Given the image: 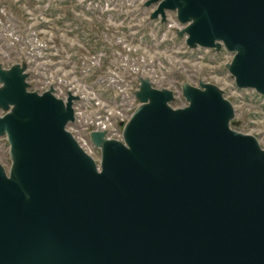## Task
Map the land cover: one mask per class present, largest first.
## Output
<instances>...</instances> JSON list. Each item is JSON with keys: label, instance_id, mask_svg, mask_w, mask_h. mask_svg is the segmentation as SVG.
Segmentation results:
<instances>
[{"label": "water", "instance_id": "water-1", "mask_svg": "<svg viewBox=\"0 0 264 264\" xmlns=\"http://www.w3.org/2000/svg\"><path fill=\"white\" fill-rule=\"evenodd\" d=\"M174 12L190 48L225 47L235 84L264 95V0H146ZM26 63L0 62V264H264V147L241 131L212 82L174 89L141 77L122 138L68 128V91L30 88Z\"/></svg>", "mask_w": 264, "mask_h": 264}, {"label": "rangeland", "instance_id": "rangeland-1", "mask_svg": "<svg viewBox=\"0 0 264 264\" xmlns=\"http://www.w3.org/2000/svg\"><path fill=\"white\" fill-rule=\"evenodd\" d=\"M145 1L0 0V62L4 67L26 63L33 90L54 86L59 97L66 98L69 90L79 95L68 128L96 159L101 150L91 131L122 138L140 104L134 91L145 76L155 86L177 88L175 106L185 102L180 100L183 82L217 84L234 104L240 121L235 128L256 135L264 147V97L252 89L234 91L226 66L232 52L187 47L168 16L164 22L151 19ZM0 161L10 167L4 137Z\"/></svg>", "mask_w": 264, "mask_h": 264}, {"label": "built area", "instance_id": "built-area-1", "mask_svg": "<svg viewBox=\"0 0 264 264\" xmlns=\"http://www.w3.org/2000/svg\"><path fill=\"white\" fill-rule=\"evenodd\" d=\"M173 15V16H172ZM170 20V25H174L175 27H178V29L179 28H181L182 27V25L179 23V21L177 20V17H176V14L174 13V12H169L168 13V21ZM155 23H160L159 21H155ZM182 39H183V41H184V43H186L185 42V40H184V38L183 37H181ZM187 46V45H186ZM187 47H189V46H187ZM158 87H167V86H161V85H157ZM169 88V87H168ZM234 91H239L240 89H243V88H240V87H238L236 84L234 85ZM247 89H252V90H255V89H253V88H247ZM174 91H175V94L177 95V88H175L174 89ZM256 91V90H255ZM257 92V91H256ZM257 94H259V96H261V97H264V95H262V94H260V93H258L257 92ZM227 97H228V94L226 95ZM177 97V96H176ZM134 99H135V97H134ZM136 100V99H135ZM180 100H184L185 102H186V100H185V98L183 97V95H182V98L180 97ZM176 101V100H175ZM183 101V102H184ZM185 102L183 103V104H185ZM174 104V103H173ZM4 113V111L0 108V115L1 114H3ZM0 137H4V138H6V140H7V137L5 136V135H0ZM7 143H8V140H7ZM9 145V144H8Z\"/></svg>", "mask_w": 264, "mask_h": 264}]
</instances>
